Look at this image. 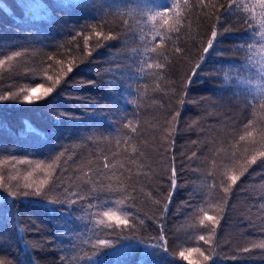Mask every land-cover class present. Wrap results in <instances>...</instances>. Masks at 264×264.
I'll return each mask as SVG.
<instances>
[{
	"label": "trees",
	"instance_id": "1",
	"mask_svg": "<svg viewBox=\"0 0 264 264\" xmlns=\"http://www.w3.org/2000/svg\"><path fill=\"white\" fill-rule=\"evenodd\" d=\"M14 2L0 0V58L15 51L22 55L0 67V94L18 91L20 87H35L38 83L47 86L50 84L47 76L55 77L61 67L66 70L70 63L78 67L44 100L32 104L0 102V161L14 155L21 159L43 160L47 165L53 162L50 157L63 153L56 173L66 169L64 183L85 188L89 185L84 184L88 178L84 173L89 168H102L105 156L117 166L124 164L125 183L130 182L136 189L133 210L144 220L145 237L158 235L155 218L160 216L166 200L168 176L174 162L178 189L163 221L169 245L176 252L187 246L209 248L203 241L192 240V235H207L199 225L195 210L200 206L208 210L209 215L220 218L213 207L221 203L223 197L219 187L223 169L218 166L228 163L235 153L236 167L230 170L238 174L245 156V142L237 143L244 105L224 83L226 73L234 74L229 61H239L242 55L230 50L246 35L239 30L241 26L224 25L234 30L220 37L222 55H212L202 64L204 74L193 77L197 82L190 86L185 97L191 102L180 109L175 93L180 91L182 79H186L198 59L201 40L206 42L210 34L215 22V14L209 15L215 12L211 7L202 10L198 0H189L192 7L185 13L180 32L169 34L171 40H166L156 53L142 55L146 40L149 47L156 42L151 41L146 17L135 12L129 14L136 0H88L90 7L74 9L70 13L57 7L58 0H44L56 22L42 21L34 26L15 23L14 16L5 11V6L11 8ZM213 2L227 4V0ZM15 15L18 16L19 12ZM82 25L83 33L76 36ZM92 25L96 26V31L105 34L111 31L121 39L106 41L104 47L97 49ZM89 34L86 50L84 36ZM177 46L184 49L183 55L174 52ZM88 50H92L90 57ZM150 57L153 58L150 62H162L165 68L147 70L145 66L144 72H135L123 83L118 79V91L109 93L108 81L120 75L115 71L116 65L131 64L135 69L142 59ZM82 60L85 62L81 63ZM57 61H63V65ZM209 72H215V75L209 76ZM90 80L96 83L77 86L80 81ZM117 95L120 96L116 105L120 114L107 108L101 115L94 114L101 105L112 104ZM177 109L181 110V115L178 121L172 122ZM248 112L250 114V110ZM129 121L131 123L125 127ZM28 125L36 132H28ZM173 126L176 129L175 145L168 149L169 132ZM193 141L197 143L193 144ZM193 152L199 159H189ZM214 160L217 168L213 167ZM15 168L13 171L10 163H0V175L10 185L16 183L9 179L10 176L16 175L23 183L29 170L26 165H16ZM210 171L215 173L214 177L207 176ZM213 184L215 187H210ZM190 193L193 194L191 197ZM50 195L55 198L58 193ZM158 200L160 204L156 203ZM13 211L18 213L19 223L15 217L11 220L5 218ZM78 214L86 217L84 211ZM57 220L59 217H52L26 201L18 203L15 209L10 208L6 193L0 189V261L5 264H87L91 245L86 242L92 233L85 230L73 235L74 247H70L68 240L56 236L59 230ZM87 222L85 219L79 224ZM193 224H197V229ZM20 227L24 228L23 240L18 232ZM261 229H264V168L257 163L233 186L217 226L214 237L217 243L212 245L214 264H264V250L241 252L243 247H250L251 242L264 239ZM24 240L28 248H25ZM173 259L176 264H186L178 256L165 258V264H172Z\"/></svg>",
	"mask_w": 264,
	"mask_h": 264
},
{
	"label": "snow or ice",
	"instance_id": "2",
	"mask_svg": "<svg viewBox=\"0 0 264 264\" xmlns=\"http://www.w3.org/2000/svg\"><path fill=\"white\" fill-rule=\"evenodd\" d=\"M198 6L202 10L209 7L214 9L215 12L209 15L215 14V22L211 25L206 42L201 40L198 59L191 68L190 74L186 76V79H182L180 91L175 93L180 109L186 103L191 102L186 100L185 97L190 86L197 82L193 80V77L204 74L201 71L202 64L212 55H222L219 50L220 37L234 30L230 27H224V25L229 23L238 24L241 26L239 30L246 34L241 42L233 45L230 49L242 54L239 61H229L231 71L234 74L228 75L226 73L224 77L225 85L233 90L234 97L244 105L241 108V116L244 118L239 120L242 129L237 141V143L245 142L246 146L243 149L245 153L244 162L240 166L238 174L237 171L230 170L236 167L235 153L232 154L228 163L218 166L223 169L220 172L219 181L223 197L222 202L213 205V207L217 209L220 218L209 215L208 210L203 207L198 208V212H196V215L199 216V225L207 233V235L199 234L196 239L203 241L205 245H209V248L202 249L199 246H187L176 252L175 248L169 245L163 221L178 189L177 169L174 162L168 176L169 188L166 200L162 204L160 216L155 218L158 225V235L145 237L143 233L147 231V228L144 227V220L140 219L137 212L133 210L136 189L130 182L125 183L124 164L117 166L115 163H110L108 157L105 156L102 168H89V171L84 173L85 177H88L85 179L84 184L89 185L85 188L66 185L64 183L66 169H61L59 174L56 173V168L59 167L58 161L63 153L54 158L50 157L53 162L47 165L43 160L21 159L14 155L0 161V163H10L13 166V171L16 170V165H26L29 169L23 178V183L16 175L9 177L10 180L16 181L15 185L5 182L4 176L0 175V189H3L6 193L10 208L15 209L18 203L26 201L33 207L42 208L52 217H59V220L55 221L59 229L56 236L68 240V246L70 247H74L71 240L73 235L82 233L85 230L92 233V236L86 242L91 245V255L86 257L87 264H108L109 260H111V264H165V258L171 259L174 256H178L179 260L185 261L186 264H214L212 245L217 243L214 241L217 226L223 217L224 208L228 203L233 186L237 185V182L253 165L259 163L264 168V0H227V4H217L213 0H208V3H205V0H198ZM57 7L61 11L70 13L74 9H86L90 5L88 0H58ZM191 7L189 0H182V2L181 0H150V2L149 0H136L135 7L129 14L135 12L141 17H146L150 25L148 32L151 35V41L156 42L149 47V41L146 40L142 55L156 53L157 49L166 40H171L169 34L180 32L182 22L186 18L185 13ZM5 11L14 16L17 25L31 24L34 26L42 21L56 22L44 0H15L11 8L5 6ZM17 11L19 12L18 16L15 15ZM91 27L92 34L97 38V49L104 47L106 41L121 39L119 35H114L111 31L105 34L103 31H96L95 25ZM83 31L84 26L82 25L81 30L76 32V36H80ZM90 35L84 36L86 50L88 49ZM157 38H159L158 42ZM73 39H75V36ZM141 39L143 40L144 37L142 36ZM174 52L183 55L184 49L177 46ZM21 55L20 51L5 55L0 58V67ZM87 55L92 56V50H88ZM158 55L163 56V53H158ZM49 59H52V57L49 56ZM152 59L151 57L142 59L135 69L131 64L116 65L115 71L120 75L108 81V85L111 86L109 93L112 94L113 90L118 91L116 89L118 79L123 83L124 80L131 79L135 72H144L145 66L147 70H162L165 68V64L162 62H150ZM164 59L166 60L167 57L165 56ZM84 62V60L81 61V63ZM57 63L63 65V61H57ZM134 63L135 61H133ZM75 67H78V65L70 63L66 70L61 67L55 77L48 75L47 81L50 84L47 86L45 83H38L35 87H20L18 91L4 92L0 94V102L11 101L32 104L44 100L60 86L64 78L72 73ZM156 74L159 75V71ZM208 75H215V72H209ZM95 83L91 80L87 82L80 81L77 86L86 87ZM220 90L224 91V88L220 87ZM119 99L120 96L117 95L112 104L101 105L94 114H103L105 108L114 114H120L121 110L116 106ZM180 109L175 111L171 118L172 122L178 121L181 115ZM248 110H250V114ZM121 118L125 117L121 116ZM130 123L131 121L125 124V127H128ZM233 123L235 124L236 121ZM27 131L36 132L31 125H28ZM132 131L135 132L136 129L133 128ZM37 134L39 135V133ZM175 135L176 129L173 126L169 132L168 149L174 147ZM196 143L197 141H193V144ZM133 152H136L135 148H133ZM193 158L199 159L196 152H193L189 159ZM174 159L173 155L172 160L174 161ZM213 167L217 168L215 160L213 161ZM48 169H52V171H48ZM193 171H196V169H193ZM89 173H91V176H89ZM207 176L214 177L215 173L210 171ZM210 187H215V184L210 185ZM53 192L58 193L55 198L50 195ZM189 195L191 197L193 194L190 193ZM156 203L160 204L161 201L158 200ZM82 211L86 212V217L78 214ZM14 217L16 223H19L18 213L15 211L7 213L5 218L11 220ZM85 219L88 221L86 224H79L80 221ZM149 219L153 218L149 217ZM206 221L209 223L206 224ZM261 230L264 231V229ZM18 232L23 240L24 228L20 227ZM24 245L25 248L29 247L26 240H24ZM61 247L65 246L61 245ZM252 249L264 250V239L251 242L250 247H243L241 252L250 253ZM136 253L139 255L136 256ZM232 258L236 259L237 257ZM0 264H5V262L0 261ZM172 264H176L174 259Z\"/></svg>",
	"mask_w": 264,
	"mask_h": 264
},
{
	"label": "rangeland",
	"instance_id": "3",
	"mask_svg": "<svg viewBox=\"0 0 264 264\" xmlns=\"http://www.w3.org/2000/svg\"><path fill=\"white\" fill-rule=\"evenodd\" d=\"M199 208H200V206H199ZM196 212H198V209L197 210H195V213ZM194 226H195V228L197 229V224H193ZM192 237H193V239L192 240H195V241H198V239H196V236H194V235H192ZM191 238V237H190ZM193 247H195V246H193Z\"/></svg>",
	"mask_w": 264,
	"mask_h": 264
}]
</instances>
